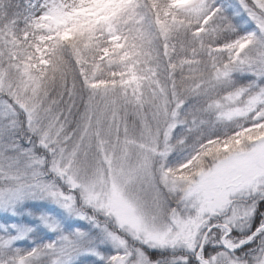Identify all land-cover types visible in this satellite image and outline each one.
<instances>
[{
  "label": "snow or ice",
  "instance_id": "6c2138e0",
  "mask_svg": "<svg viewBox=\"0 0 264 264\" xmlns=\"http://www.w3.org/2000/svg\"><path fill=\"white\" fill-rule=\"evenodd\" d=\"M0 264H264V0H0Z\"/></svg>",
  "mask_w": 264,
  "mask_h": 264
}]
</instances>
